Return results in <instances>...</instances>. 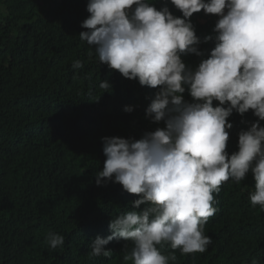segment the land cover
Here are the masks:
<instances>
[{"label":"trees","instance_id":"1","mask_svg":"<svg viewBox=\"0 0 264 264\" xmlns=\"http://www.w3.org/2000/svg\"><path fill=\"white\" fill-rule=\"evenodd\" d=\"M87 2L0 0V264H131L123 259L131 242L124 249L123 240L106 246L110 257L90 255V243L110 235L113 216L138 198L112 182L97 186L95 173L106 159L102 137L139 139L163 126L145 118L157 89L110 70L80 40ZM216 19L193 14L201 41L213 34ZM213 47L201 43L200 50ZM201 59L182 56L190 67ZM77 60L83 67L74 70ZM103 81L111 88H101ZM184 99L191 102L187 90ZM256 120L251 110L229 118V155L238 151L239 132ZM253 190L251 174L221 185L213 194L217 212L204 228L212 243L204 253L177 249L170 264H264V211L251 206ZM49 232L64 236L63 247L48 246ZM161 251L173 252L168 245Z\"/></svg>","mask_w":264,"mask_h":264},{"label":"clouds","instance_id":"2","mask_svg":"<svg viewBox=\"0 0 264 264\" xmlns=\"http://www.w3.org/2000/svg\"><path fill=\"white\" fill-rule=\"evenodd\" d=\"M159 2L157 8L156 0H88L89 15L80 25L86 29L80 40L101 64L157 89L145 118L163 125L139 139L102 137L106 159L96 185L112 182L138 198L113 216L110 235L90 243L92 257H110L106 246L113 240L127 242L124 249L131 242L123 256L131 264H170L177 249L204 253L212 243L204 228L217 212L213 194L230 179L238 185L251 174V206L264 211V0ZM201 11L217 18L203 41L191 22ZM209 42L214 47L201 51V43ZM187 55L202 59L190 67L182 60ZM82 67L79 60L72 64ZM100 87L111 85L103 81ZM186 90L191 102L184 99ZM250 110L257 120L239 132L238 151L229 155V118ZM46 242L55 250L65 238L49 232ZM165 245L171 254L161 251Z\"/></svg>","mask_w":264,"mask_h":264}]
</instances>
